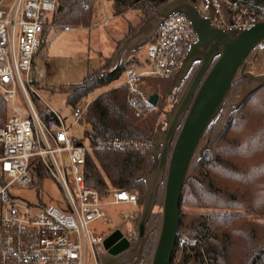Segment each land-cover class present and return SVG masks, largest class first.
<instances>
[{
	"label": "built area",
	"instance_id": "2783aa9c",
	"mask_svg": "<svg viewBox=\"0 0 264 264\" xmlns=\"http://www.w3.org/2000/svg\"><path fill=\"white\" fill-rule=\"evenodd\" d=\"M189 1L220 29H249L264 22V0ZM56 5L57 0H0V97L7 113L0 126V264H100L107 235L91 226L110 224L105 208L112 206H126L117 213L122 225L116 227L129 242L136 238L137 195L112 190L101 195L86 186L83 167L91 152L128 149L144 153L150 144L93 134L75 142L57 112L45 105L53 119L43 121L32 103L31 96L40 100L31 79L33 59L44 27H57L51 22ZM154 39L147 67L128 70L123 82L126 105L136 118L157 110L158 104L149 101L152 94L141 86L144 79L173 78L196 35L184 15L172 14L160 24ZM18 96L25 104V114L15 104ZM87 105L71 111L72 124L79 123ZM33 158H39L42 166H31ZM37 168L59 188L60 200L42 205L17 194V190H31ZM195 244L196 240L177 238L170 264H190L183 258L191 255Z\"/></svg>",
	"mask_w": 264,
	"mask_h": 264
},
{
	"label": "trees",
	"instance_id": "16d2710c",
	"mask_svg": "<svg viewBox=\"0 0 264 264\" xmlns=\"http://www.w3.org/2000/svg\"><path fill=\"white\" fill-rule=\"evenodd\" d=\"M101 1L110 3L113 16L136 10L143 21L170 0H57L51 22L54 26L91 27L96 21ZM47 30L44 27L40 47ZM263 57L260 48L253 50L246 58L244 72L263 74L260 66ZM134 59H127L113 71L110 69L100 76H87L81 83L61 89L67 93L66 103L70 110L82 105L83 99L95 90L109 87L123 76L125 78L130 70L127 67ZM107 61L111 62V59ZM134 63V70H143L148 59L144 67L140 61ZM238 78L239 73L233 80L221 116L200 142L198 149L208 141L207 151L200 156L197 149L188 168V175L191 173L197 179L188 178L182 190L178 238L186 235L190 240H196V244L190 249L191 255H184V263L264 264V86L251 94L239 109L230 112L243 82ZM171 79L146 78L141 86L151 88L152 94L162 92L167 99L166 91ZM123 82L88 102L79 121L85 125L82 137L93 134L103 139L117 138L150 144L148 137L154 133L164 107L162 95L159 94L155 113L136 118L126 105L127 88ZM32 83L37 86L35 81ZM36 104L43 121L53 119L48 107L38 101ZM6 116V102L0 97V126L6 121ZM73 139L78 142V139ZM151 151L150 146L144 153L124 149L87 154L83 167L86 186L101 195L109 189L133 190L137 194L140 210L145 184L137 177L151 167ZM31 166H42L39 158H33ZM33 176L31 188L40 187L45 177L43 172L37 168ZM161 190L163 196L164 184L158 189L157 197ZM39 203L45 204L43 201ZM200 210L210 212L202 214ZM249 216L252 218L248 219ZM159 226L160 214L151 216L145 230L150 235L144 247L142 264H150L152 260Z\"/></svg>",
	"mask_w": 264,
	"mask_h": 264
},
{
	"label": "water",
	"instance_id": "95a60500",
	"mask_svg": "<svg viewBox=\"0 0 264 264\" xmlns=\"http://www.w3.org/2000/svg\"><path fill=\"white\" fill-rule=\"evenodd\" d=\"M172 14L184 15L191 24L196 42L182 60L174 81H184L197 64L180 100L164 112L165 128L158 127L148 141L153 148L150 170L138 175L146 186L140 217L135 225L136 238L129 242L117 233L106 237V254L100 264H139L147 238L146 224L153 212L158 189L164 184L161 225L150 264H170L179 233V205L188 178L191 159L206 132L219 118L233 80L239 73L242 80L237 110L256 90L264 86V74L244 72L247 56L264 44V22L249 29H220L203 17L189 0H172L143 20L115 55L112 71L123 62V53L151 43L160 24ZM134 42V43H133ZM159 96L152 94L149 101L158 104ZM131 253L132 260L123 261ZM130 254V255H131ZM130 257V256H129ZM121 259V260H120ZM120 260V261H119Z\"/></svg>",
	"mask_w": 264,
	"mask_h": 264
},
{
	"label": "rangeland",
	"instance_id": "374dc122",
	"mask_svg": "<svg viewBox=\"0 0 264 264\" xmlns=\"http://www.w3.org/2000/svg\"><path fill=\"white\" fill-rule=\"evenodd\" d=\"M109 5L110 3H106L104 5L105 9L103 8L99 10V13L101 11V15L98 13L94 24H97L99 20L101 21V24L99 22L98 26L96 25L93 31H91L89 35L86 31H84V34L82 36L79 34L78 38L75 37V35L71 38L65 33H63L61 26H57V27L51 28L48 31H46L47 41L48 40L51 41L53 57L50 59H46V56H45V54L47 53L46 46L48 44L45 39L40 49L41 51H39V55H37V60L35 61V68L31 75L32 81L36 82L37 86H34V87H35L36 93L38 94V97L40 98V100H37L35 97L31 96V100L35 108L37 105L36 104V100H37L40 104L43 103L44 105L50 107L53 111L57 112L64 119L66 126L70 127V134L75 139L82 138V134L85 131V125L80 124V123L72 124L73 119L71 117V110L66 103L67 93L62 92L61 89L69 87L74 84L81 83L87 76H90V77L100 76L104 72H107L110 69L112 70V63L107 60L106 61L102 60L103 59L102 56L106 53L105 41L103 40L98 41V35L105 36L104 34L105 30L110 31L111 29L116 28V27H117V30H119L120 27L122 26V21H117L116 19H114L113 15H111V13L109 12ZM132 11H133L132 12L133 15L128 16L127 18H125V20L130 19L132 20L133 24H138V22H136L135 20L136 16H138V11L136 10H132ZM106 19L111 21V24L109 25L108 28H104L102 26V21ZM77 32L79 31L74 30L73 34ZM258 48H260V54L264 56V44ZM149 51H150V44H148L146 47H144L138 52L137 56L139 58L134 59L135 60L134 62L136 61L138 62L140 60V62L142 63V64L140 63L141 66L144 67L145 61L149 58ZM134 62L132 63V65H129L127 69L134 68L133 66V64L135 65ZM260 66L264 74V57L261 59ZM196 67H197V64L194 65V68L191 70L188 77L184 81L177 82V81H174V79H171L170 84L166 91L167 99H164L162 92H158L160 95H162V101L164 103V107L161 110V115L159 116L157 120L156 129L158 127H162V129L165 128L164 112L170 111L172 106L175 105L180 100ZM123 79H124V76L120 78L118 82H114L109 87H103V88L95 90L94 92L89 94L85 99H83L81 104H87L89 101L97 97L99 94H101L105 90L121 85L123 82ZM240 88H239V91L236 93V101L232 104V109L230 112L235 111L233 110V107H234V104L238 100V94L240 92ZM145 89L147 90L148 93L152 94L153 91L151 88L146 87ZM15 104L17 105V109L21 111L22 114L26 113L25 104L20 96L16 98ZM222 112H223V109H222ZM230 112L228 113V115L230 114ZM216 122L214 123V125L216 124ZM225 125H227V122H225ZM207 142L208 141H206L205 144L202 145L198 149L197 155L199 154L201 156L204 153V151H207L208 149ZM152 152H153V148H152L151 154ZM152 163H153V160H152ZM30 189L31 190H17V194L22 199H25L30 202H37V201L51 202V201H58L61 199V192L59 191V188L49 178H45L40 187H34ZM131 191L136 194L135 191L133 190ZM145 191H146V186H145ZM161 193H162V190L159 192L158 197L156 196L155 206L151 214V216L160 214V225H161V211H162V203H163V196L161 195ZM163 193H164V190H163ZM144 197H145V194H144ZM143 201H144V198H143ZM124 208H126V206H115V207L112 206V207L105 208L106 211L108 212V216H109L111 223L103 224L101 222H95L91 226L92 229L95 230L96 232L102 233L103 235L106 234L107 236L113 233H117L119 236H121L120 239L127 240V237L123 234V231L121 229H117L119 225H122L121 221L117 218V213L119 210L124 209ZM140 212H141V209H140ZM185 212H188V210H185ZM209 212L210 211L200 210V213L202 214H207ZM222 212H229V211H222ZM233 213L241 214V212H236V211H233ZM139 217H140V213L138 216V220H139ZM250 218L252 217L249 216L248 219ZM138 220H135L133 224L134 228ZM179 239L190 240L186 235L179 236ZM105 251L107 252L106 248H105Z\"/></svg>",
	"mask_w": 264,
	"mask_h": 264
},
{
	"label": "crops",
	"instance_id": "0c3cea01",
	"mask_svg": "<svg viewBox=\"0 0 264 264\" xmlns=\"http://www.w3.org/2000/svg\"><path fill=\"white\" fill-rule=\"evenodd\" d=\"M108 3V2H104V1H101L100 2V7H99V10L101 9H105V4ZM107 7V6H106ZM105 12V10H104ZM109 12L112 14V11H111V7L109 5ZM133 11H128L127 13H125L124 15L122 16H113L114 19H116L117 21H122V26L120 27L119 30H117V27L116 28H113L111 29L110 31L109 30H105L104 34L105 36L103 35H98V41H105V51L106 53L102 56L103 57V61L105 60H108V59H111V63H112V67H113V63L115 62L114 58H115V55L116 53L119 51V49L121 48V46L124 44V42L129 39V37L131 36V34L135 33L136 30L141 26V24L143 23V21H141V17H140V13L138 12V16H136L135 20L136 22H138V24H133L132 20L130 19H126L128 16L130 15H133L132 14ZM99 13V12H98ZM101 15V11L99 13ZM140 17V19H139ZM101 24V21L99 20L97 24H93L91 27H88V28H84V27H77V28H72L70 27V30L69 31H64L63 30V27L64 26H61L62 27V31L63 33H65L66 35H68L69 37H73L75 35V37L78 38L79 34L82 36L84 34V31H86L88 33V35L90 34L91 31H93L94 27L98 24ZM111 24V21L106 19L104 21H102V26L104 28H108L109 25ZM132 28H135L133 31H130ZM49 30V29H48ZM47 30V31H48ZM76 30V31H79L75 34H73V31ZM108 31V32H107ZM46 39L47 41V37H46V31L44 32L43 34V41ZM134 43V42H133ZM47 46H46V50H47V53L45 54L46 56V59H50L53 57V54H52V46H51V41L48 40L47 41ZM151 44V43H149ZM148 45V44H147ZM147 45H144V46H140L139 48H136V49H133L131 51H128V52H124L122 51V56H123V62L126 61L127 59H130V58H139L137 55H138V52L143 49L144 47H146ZM42 47V46H41ZM41 47L39 48L38 52L35 54L34 56V59H33V70L35 68V61L37 60V55H39V51H41ZM43 57V56H41ZM140 61V60H139ZM122 62V63H123ZM134 66V65H133ZM135 68H132L130 70H134ZM138 71V70H137ZM141 71V70H139ZM34 86V85H33ZM35 88V87H34ZM36 91V90H35ZM93 100V99H92Z\"/></svg>",
	"mask_w": 264,
	"mask_h": 264
},
{
	"label": "flooded vegetation",
	"instance_id": "af4514ba",
	"mask_svg": "<svg viewBox=\"0 0 264 264\" xmlns=\"http://www.w3.org/2000/svg\"><path fill=\"white\" fill-rule=\"evenodd\" d=\"M150 219V218H149ZM148 222H149V220H148ZM148 222H147V224H148ZM147 224H146V227H147ZM146 227H145V230H146ZM145 234H147V238H146V241H145V244H144V247H145V245H146V242H147V239H148V237H149V235H150V232H145ZM144 247H143V250H142V260H141V262L139 263V264H142V262H143V259H144V254H143V251H144ZM129 254V256H124V258L122 259L124 262L125 261H129L132 257L131 256H133L131 253H128ZM131 254V255H130ZM121 260V259H120ZM119 260V261H120ZM132 260V259H131ZM135 262V260H132V261H129V263L128 264H132V263H134Z\"/></svg>",
	"mask_w": 264,
	"mask_h": 264
}]
</instances>
